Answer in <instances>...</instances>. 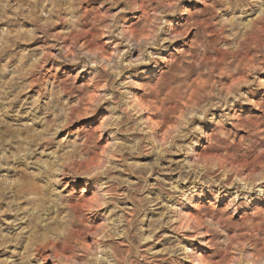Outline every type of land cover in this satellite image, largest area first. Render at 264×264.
I'll return each instance as SVG.
<instances>
[{"label": "rangeland", "instance_id": "rangeland-1", "mask_svg": "<svg viewBox=\"0 0 264 264\" xmlns=\"http://www.w3.org/2000/svg\"><path fill=\"white\" fill-rule=\"evenodd\" d=\"M66 2L35 0L32 5L29 0H15L13 11L18 17L0 21V68L4 69L0 71V133L15 131L25 136L24 142L37 149L26 153V158L38 155L54 174H63L57 191L67 185L61 195L73 193L56 200L39 187L44 182L41 177L25 183L26 174L38 170L35 166L20 174L14 172L15 165L0 168V194L20 187L23 195L31 197L16 195L18 204L6 194L0 199V264H264V243L260 242L264 240V198L258 195L264 191V111L257 107L264 106V22L257 23L255 31L231 38L226 29L223 36L210 34L199 68L175 76L159 101L146 91L155 83L151 73L134 77L133 84H125L127 94H120L130 99L122 115L112 89L105 86L109 71L115 72L112 57L139 60L143 50L152 51V36L143 29L151 28L153 18L146 16V9L126 10L122 2L112 6L110 0H92L81 4L88 12L86 23L77 22L79 31H70L71 24L59 19L67 15L60 10ZM33 6L43 14L35 15ZM112 15L129 33L139 29V35L125 33L114 39L102 35L89 46L97 35L89 31L93 21L103 17L98 21L103 27ZM172 15L169 10L163 19ZM193 20L208 23L203 15L184 16L182 23ZM49 21L54 23L49 26ZM5 29L15 35L5 37ZM196 31L191 28L172 51H188ZM55 34L62 41L52 39ZM125 36V42L119 43ZM59 43L65 47L64 60L57 58ZM74 44L82 55H75ZM72 61L77 62L75 67ZM85 61L86 70L79 72ZM54 67L60 71L53 76ZM162 71L167 72L168 66ZM217 90L235 101L224 131L255 147L230 157L206 150L207 138H203L199 159L188 164L192 173L219 168L226 182L211 187L244 194L229 210V220L214 225L219 228L214 231L206 224L216 219L209 209L213 204L223 209L230 198L216 204L207 189L203 196L192 197L183 192V183L177 185L181 195L165 197L161 184L176 183L181 174L171 169L186 158L177 150L185 142L184 126L200 124V117L208 112L226 111L214 100L201 102L202 93ZM204 130L213 133L216 127L208 124ZM16 143L5 148L16 151ZM73 173L79 175L76 183L69 184ZM109 176L113 177L109 184L120 195L102 198L99 192L107 193L108 187L101 189L99 184ZM86 181L87 191L80 198ZM186 183L198 181L189 176Z\"/></svg>", "mask_w": 264, "mask_h": 264}, {"label": "clouds", "instance_id": "clouds-1", "mask_svg": "<svg viewBox=\"0 0 264 264\" xmlns=\"http://www.w3.org/2000/svg\"><path fill=\"white\" fill-rule=\"evenodd\" d=\"M92 0H67V2L60 9L67 13L66 16H61L59 19L61 21L71 24L70 31H79L77 28V22L86 23V17L88 12L81 8V4L91 3ZM123 3L125 9H146V16L153 18V23L151 28H145L143 30L149 31L152 36L153 42L151 44L152 51L147 49L143 50L142 58L139 60L132 59L130 57L125 59H119L118 57H112V63L115 66V72L109 71V75L106 80V87L112 89L113 97L117 102V106L121 107V114L125 115V104L130 102L129 100H124L121 93H126L125 84H133L134 77L144 76L151 73V78L155 79V83L149 86L146 91L153 93L156 96L157 101L160 100L161 95L164 94L165 85L170 86L172 79L177 75H187L189 70H196L199 68L200 64L203 62V51L205 47L210 43L208 37L210 34L214 36H223L224 30H228L231 34L229 38L236 36L237 34L243 35L247 33L249 29L255 31V25L260 22H264V0H110L112 6L116 4ZM29 3L34 5L35 0H29ZM203 7H199V6ZM197 7L198 11L193 13L191 9ZM16 8L15 0H0V21H13L15 20L19 13L13 11ZM182 9V10H181ZM169 10H172L173 15L170 19L164 20L163 14H167ZM31 11L35 15H42V12H38L35 7L31 8ZM59 16V13H56ZM203 15L208 23L204 21L193 20L189 24H183L182 19L184 16L188 17H198ZM180 17V19H177ZM104 19L103 17H97L93 21L89 31L97 32V35L89 42V46L95 44L97 40L100 39L102 35H110L113 39L117 36H122L125 33L137 37L139 35V29H133L129 33V29L124 24L117 23V17L115 15L109 16L103 27L100 26L98 21ZM54 23V21H49V26ZM196 28V39L193 40L191 47L188 51H176L172 50L177 47V41L186 35V33L191 29ZM178 30H180V35H177ZM43 34V33H41ZM15 33L9 32L7 29L4 30V36H13ZM51 35V34H50ZM52 39L58 42L62 41L63 37L60 34L52 35ZM124 39L118 41L119 43H124ZM217 42H219L217 40ZM184 44H187V40H184ZM57 45H51V47H56ZM75 50V55H82V50L80 46L73 45ZM60 54L57 58L64 60L65 57V47L62 43H59ZM225 52L228 49H224ZM171 53V58H166V55ZM264 56V52L261 53ZM68 62V61H65ZM264 63V60H261ZM73 67H75L76 61H72ZM187 64V68L185 65ZM164 65L168 66V71H162ZM88 66V62H84V67L80 68L79 72H84ZM0 68V71H3ZM60 71V67H54L50 75H55ZM79 72L77 75H79ZM212 75H215L214 73ZM121 77L124 79L121 80ZM74 82V78L73 81ZM99 90V89H98ZM243 94H238L236 99H239ZM106 99H112V97H105ZM209 100H214L218 102L217 106L226 109L222 113L208 112V114L202 115L200 117V124L195 122L191 123V126H184V143H182L177 149L180 152H184L186 158L178 162L173 171H178L181 174L177 177L176 183L169 184L163 182L161 184V195L165 197L169 196H179L181 195V189L177 185L184 184L183 192L187 193L189 196L200 195L203 196L205 189L208 190L213 196L216 204H219L221 199L230 198L231 203H229L223 209L216 208L213 204L209 212L212 216L216 217L213 221H206L209 229L212 230L214 225L224 224L229 220V210L232 205L237 202L238 199L243 197V193L236 191H228L223 189V187L213 189L212 184L223 185L226 181L221 176V170L219 168L209 167L204 171L196 170V172H189L188 164L192 160L199 159L197 155V150L201 147V139L207 138V144L204 145L205 149L213 152H222L229 154L231 157L232 153L242 154L245 150L250 147H255L250 141L240 138L236 139L228 135L224 131V126L226 123L230 122L232 117L228 115L229 112L233 111L235 108V101H229L225 94L220 91H205L201 94V102L206 103ZM246 101V98H245ZM242 101V102H245ZM33 109L36 105H32ZM261 107L264 111V106L257 105ZM167 112V109L164 110ZM207 112L208 110L205 109ZM24 115V113H20ZM2 118H0V123H2ZM261 122H264L262 120ZM214 125L216 131L213 133H208L204 130L205 125ZM26 132L27 129H24ZM7 137V138H6ZM26 137L19 134V132L13 131L12 133H0V168H12L14 165L23 171L29 165L38 168L35 172H30L26 174L25 183L31 184L34 182L36 177H41L43 179V184L39 187L41 190L46 191L48 195L56 200H64L72 196L73 193H67V196H62L61 192H64L67 188H57L63 182L64 176L56 175L53 172V168L46 163L44 160L39 159L38 155H33L26 158V153H36L37 149L26 144ZM16 141V151L9 152L5 145ZM38 143V142H37ZM55 155V153H53ZM22 166V167H21ZM57 167L59 164L57 163ZM163 170V169H161ZM151 173H149L150 175ZM79 174L73 173L69 184L76 183L77 176ZM189 176L198 183H186ZM203 177V179H201ZM89 179L91 177L89 176ZM113 177L109 176L108 180L99 184V187L103 189L108 187V192H99V195L104 197L119 196L116 193L114 186L109 184V180ZM99 183V182H98ZM55 185V187H53ZM24 189L17 187L15 190H6V195L13 197L10 202L19 203V200L14 199L16 195L21 196L23 199H31L29 196L23 195ZM87 191V181L85 182L84 191L80 193V198L84 197V192ZM5 194H0V199L5 198ZM261 198H264V191L258 193ZM251 199V197H248ZM190 202V201H189ZM20 211H26L25 209H19ZM26 218V217H22ZM214 231H219V228H214ZM264 243V240L260 241Z\"/></svg>", "mask_w": 264, "mask_h": 264}, {"label": "bare ground", "instance_id": "bare-ground-1", "mask_svg": "<svg viewBox=\"0 0 264 264\" xmlns=\"http://www.w3.org/2000/svg\"><path fill=\"white\" fill-rule=\"evenodd\" d=\"M29 143H30V142H29ZM14 172H15L16 174H20L21 170H19L18 168H15Z\"/></svg>", "mask_w": 264, "mask_h": 264}]
</instances>
